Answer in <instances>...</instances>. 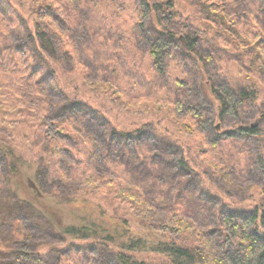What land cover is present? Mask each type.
<instances>
[{
  "label": "rangeland",
  "instance_id": "1",
  "mask_svg": "<svg viewBox=\"0 0 264 264\" xmlns=\"http://www.w3.org/2000/svg\"><path fill=\"white\" fill-rule=\"evenodd\" d=\"M42 1L45 6L57 10L61 17L65 16L71 25H75L79 17L85 26L83 31L80 27L77 29V40L74 39L73 44L67 41V35L69 37L71 33L63 32L61 38L65 46L60 55L61 63L51 62L56 75L46 81L43 80V74L49 72L48 66L37 56L34 45L23 40L15 43V47L19 46L16 54L12 53L9 40L11 33H22L25 22L33 27L34 13L38 10V3L41 4ZM142 1L149 3L150 9L147 13L154 32H165V28L176 35L183 31L197 32L203 57H210L209 61L199 60L196 65L188 60L184 63L185 59L177 55L172 58L168 56L164 61V73L158 72L149 52L150 47L135 34V31H139L137 27L141 22L143 26L147 23L143 20L144 10L140 8ZM77 2L78 7V4H73L71 0L0 1V139L9 138L14 141L12 144L17 145L22 160L26 163L21 165L22 170H26L22 172L24 177L32 172L34 175H42L47 185L58 186L50 190V193L62 191L71 201L85 202L86 205L79 206V209L83 208L85 215H91L92 212V215L98 214V211L91 207L93 205L99 207L107 217L120 221L121 225L128 221L134 237L149 245V248L155 247V244L162 240L174 242L181 248L198 247L201 250L203 235L200 230H187L184 226L177 229L173 225V221L181 219L182 213L174 216L179 219L168 216L167 219L171 223L162 226L152 224L147 217V210L139 200L140 197L137 198V188L130 183L122 167L112 162L103 163L99 169L93 165L95 156L98 152H104V149L101 144L95 146L92 136L83 131V124L79 120L60 125L72 137L70 142L49 139L47 130L52 128L48 129V125L45 126L44 123L48 115V104L40 84L50 83L59 87L69 101L86 105L89 111L104 117L109 122V127L118 132L152 131L157 136L176 143L189 158L190 166L202 174V184L206 189L219 196L221 202L232 210L249 211L256 204H264L261 189L254 188L251 193L240 195L236 189L226 190V186L216 177L218 178L217 171L227 167L233 171H242L251 179L252 172L254 176L259 174L255 160L258 156L264 158V2ZM166 3H170L172 7V10H169L173 12L171 22H165L163 13V16L161 13L157 14L154 8L155 5ZM78 9L86 11V16H78ZM213 15L224 16L225 26L222 27L221 23L214 20ZM44 18L52 25V30L58 29L60 33L61 30L56 28L51 20ZM25 43L30 47L25 48ZM249 46L255 48L252 57L246 55ZM259 54L261 57H258ZM189 64L190 67L196 68L194 70L199 75L198 84L193 86L191 83L192 86H188L192 95H189L190 100L194 99L193 95H204L199 105L197 104L198 109L203 110L200 106L205 103L204 107L208 111H215L211 117L206 116L203 119L212 123L214 133L221 137L223 135V138L209 140L207 133L199 130L198 120L194 119L190 110L186 107L180 109L179 103H186V98L182 90L176 88L179 81L181 84L185 81L190 84L192 76L188 75L189 67L185 66ZM62 65H65L63 69L60 67ZM196 66L201 68L197 69ZM215 81L218 85L229 86L235 92H254L255 100L245 103L236 118H219V107H214V110L211 108L214 104L218 105L213 95L212 85ZM240 122L252 128L258 127L262 135L252 139L225 138V134L236 130ZM92 124L87 126L89 132H92L93 128L97 130V126ZM62 148H66L67 152L61 150ZM3 164L4 158L0 157V189L8 182L6 177H3ZM23 179L25 180L21 182L22 193L30 195L26 178ZM75 217L69 213L65 217L66 223L75 222L77 216ZM16 237L22 238L21 235ZM115 242L116 244H111L113 247L122 249L125 246L124 240ZM83 244L85 243L77 242L63 245L62 250L69 252L62 264H91L93 258L89 257V249ZM150 251L136 250L129 255L144 264H172L167 257Z\"/></svg>",
  "mask_w": 264,
  "mask_h": 264
},
{
  "label": "trees",
  "instance_id": "2",
  "mask_svg": "<svg viewBox=\"0 0 264 264\" xmlns=\"http://www.w3.org/2000/svg\"><path fill=\"white\" fill-rule=\"evenodd\" d=\"M71 1L79 6L77 0ZM263 2L262 0L261 4ZM44 4L43 1L41 4L38 3L33 27L25 22L24 26L22 25L23 35L20 34L21 31L11 33L9 40L12 53L16 54L19 46L15 47V43L23 40L34 45L37 56L48 66L49 72L43 74V80L46 81L56 75L51 62L61 63L60 55L65 46L62 39L63 32L71 33V36L67 35V41L72 43L74 39L77 40V29L80 27L83 31L85 26L79 17L75 25H71L65 16L61 17L57 10ZM140 6L144 10L143 20L147 23L143 26L141 22L137 27L139 31H135V34L150 47L149 52L153 56L154 67L158 72L164 73L166 69L164 61L168 56L172 58L177 55L185 59L184 63L188 60L196 65L199 60L209 61L210 57L206 55L203 57L202 44L197 32L183 31L180 35H176L168 28L164 29L165 32H154L147 13L150 9L149 3L142 1ZM64 8L66 15V7ZM154 8L157 14L163 13L165 22L173 21V12H169L172 10L170 3L155 5ZM78 10V16L82 14L86 16V11ZM44 17L51 20L53 25L61 30L60 33L58 29L52 30V25L46 22ZM212 17L221 23L222 27L225 26L224 16ZM27 44L25 43V48L30 47ZM253 48L248 47L247 56L252 57L255 49ZM258 57H261V54ZM64 66L60 67L63 69ZM185 66L189 67L188 75L192 77L190 84L188 81L177 83L176 89L182 90L186 98V103H179L180 109L186 107L190 110L194 119L198 120L199 130L205 132L204 134L207 133L209 140L220 139L221 136L214 133L212 123L203 119L206 116L211 117L215 111L212 113L208 111L204 107L205 103L200 106L203 110L198 109L204 95L202 97L199 94L193 95L194 99L190 100L191 91L188 86L191 83L193 86L198 84L199 75L194 70L195 67H190V64ZM196 67L198 69L199 66ZM40 85L48 104V115L44 123L45 126L48 125V129L52 128L47 130L49 139L70 142L72 137L60 125L71 120H79L83 124L81 127L83 131L92 136L95 146L101 144L104 149V152H98L95 156L93 165L99 169L103 163L119 164L130 183L137 188L139 192L137 198H141L139 200L147 210L149 214L147 217L152 224L162 226L171 223L167 219L168 216L179 219L174 216L182 213L184 217L173 221V225L177 229L184 226L187 230L191 228L200 230L203 235L201 250L198 247L181 248L174 242L162 240H159L155 247L149 248V245L134 237L128 221H124L121 225L120 221L107 217L99 207L93 205L91 207L97 210L98 214L92 215V212L91 215H85L83 208L79 209L80 204L86 205L85 202L71 201L62 191L50 193V190L58 186L47 185L42 175H34L32 172L24 177L22 172L26 170L23 171L21 165L26 163L22 160L17 145L12 144L14 141L6 138V140L0 139V157L4 158L5 162L3 177L8 180L0 189V264H62V260L69 252L63 251L62 246L77 242H84L83 245H87L89 249L87 254L93 258L91 264H144L129 255L136 250H151L152 253L167 257L172 264H264V204H256L249 211L232 210L221 202L219 196L203 186L202 174L190 166L189 158L176 143L159 137L152 131L118 132L109 127V122L104 117L89 111L86 105L78 101H69L59 87L50 83ZM212 87L218 105L214 104L211 108L214 110V107L217 106V109L219 107V118H236L245 103L255 100L254 92L248 93L246 90L235 92L229 86L218 85L216 81ZM180 101L183 102L182 99ZM240 123L236 130L226 133L225 138L252 139L262 135L258 127L252 128ZM88 124L94 127L96 125L97 130L93 128L92 132H89ZM61 150L67 152L66 148ZM254 163L259 174L254 176L252 172L251 179L242 171H233L227 167L217 171L216 179L226 186V190L236 189L240 195L251 193L254 188L261 189L264 194V158L258 156ZM23 178H26L30 195L22 193L21 182L25 180ZM187 212L190 214L187 215ZM69 213L74 214V217L77 216L75 222L66 223L65 217ZM16 224L19 225L15 226ZM17 235H21L22 238H17ZM116 240H124L125 246L122 249L113 247Z\"/></svg>",
  "mask_w": 264,
  "mask_h": 264
}]
</instances>
